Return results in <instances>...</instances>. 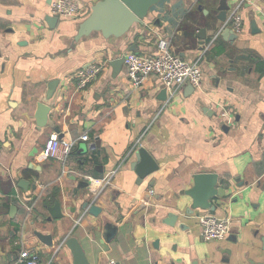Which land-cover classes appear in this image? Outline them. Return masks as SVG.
<instances>
[{"label":"crops","instance_id":"0c3cea01","mask_svg":"<svg viewBox=\"0 0 264 264\" xmlns=\"http://www.w3.org/2000/svg\"><path fill=\"white\" fill-rule=\"evenodd\" d=\"M75 1L79 14L49 25L53 0H0V264H18L23 249L37 251L39 264H73L67 237L89 264H264V0H245L242 31L227 24L208 49L223 22L220 0H160L121 37L93 31L79 40L100 0ZM159 38L186 60L200 58L201 69L198 86L185 82L163 100L155 75L135 88L124 63L109 64L128 51L153 54ZM89 64L102 69L78 90L74 72ZM39 102L49 106L42 127ZM55 136L74 141L64 162L39 158ZM139 146L157 165L141 178ZM201 172L223 179L215 211L189 210L186 191ZM88 176L110 182L98 189ZM56 201L63 217L47 220ZM205 212L230 219L225 238H202L197 216ZM168 213L178 215L173 224ZM106 223L115 228L110 239Z\"/></svg>","mask_w":264,"mask_h":264},{"label":"built area","instance_id":"2783aa9c","mask_svg":"<svg viewBox=\"0 0 264 264\" xmlns=\"http://www.w3.org/2000/svg\"><path fill=\"white\" fill-rule=\"evenodd\" d=\"M245 0H238L229 10L226 19L218 27L215 36L206 44V49L210 47L218 34L230 24L236 33L242 31V17L240 14L241 5ZM53 14L62 17H74L81 11V7L75 0H53L51 3ZM204 50V49H203ZM200 58L186 60L174 53L169 47V41L159 38L156 43V50L151 55L128 51L123 55V63L126 67L127 77L130 84L138 88L149 75H155L169 95L176 94L181 86L189 81L194 86H198L201 81ZM102 69V65L89 64L78 68L74 72L76 89L82 90L95 80ZM222 116H226L223 112ZM81 140L89 139L87 134L80 137ZM74 141L58 137H50L41 151L39 158L42 160L56 159L64 162L72 150ZM87 179L97 186L98 189L110 182V176L104 178L87 177ZM152 192V190H151ZM201 226V236L205 240H219L226 237L229 232L230 219L219 218L212 213H201L197 216ZM39 253L33 249H23L19 253L18 264H39ZM107 264H121L116 259H108Z\"/></svg>","mask_w":264,"mask_h":264},{"label":"water","instance_id":"95a60500","mask_svg":"<svg viewBox=\"0 0 264 264\" xmlns=\"http://www.w3.org/2000/svg\"><path fill=\"white\" fill-rule=\"evenodd\" d=\"M160 0H100L96 2L92 8L91 13L85 18L78 26L75 40H79L83 36H87L93 31H100L104 37L115 36L121 37L126 34L133 24L142 23L143 19L148 16L150 9L156 5ZM230 5L227 0H220L218 6V20L224 21L227 17ZM46 21L49 25L58 19L57 15L46 16ZM255 22H252V25ZM228 31H231L228 29ZM203 32L202 30L200 31ZM232 32V31H231ZM198 34L199 37H203L202 34ZM114 68L123 64V57L113 59L109 62ZM188 84H191L187 81ZM192 85V84H191ZM57 81H51L48 84L46 100L51 99ZM161 99H166L167 90L164 88L161 91ZM49 106L45 102H39L37 104V114L35 115L37 124L42 127L45 126L48 118ZM56 131L58 128L55 129ZM136 156L139 157L136 172L141 178L145 174L150 173L157 169V165L152 159L151 155L141 146L136 151ZM24 180H21L20 186L25 187ZM223 179L219 178L215 173L201 172L194 174L193 186L186 191L192 199V203L189 207L190 211L194 209L215 211L216 205L219 199H223L226 196V190L223 187ZM50 212V216L47 220L59 219L63 217L60 212V204L58 201L54 202L51 206H46ZM83 208L94 216H97L101 208L97 205H90L85 203ZM167 217L170 221L169 224H173L178 215L174 213H168ZM106 231V239H110L114 233L115 228L112 224L106 223L104 227ZM37 238L44 244L50 246L53 244L51 235H43L39 232H35ZM64 244L71 252L73 257V264H89L82 246L74 237H67L63 240Z\"/></svg>","mask_w":264,"mask_h":264}]
</instances>
